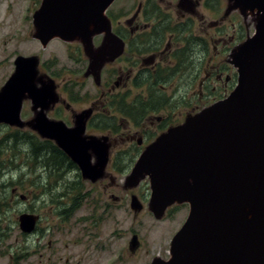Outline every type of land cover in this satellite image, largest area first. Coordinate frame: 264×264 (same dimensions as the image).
<instances>
[{
    "label": "flooded vegetation",
    "instance_id": "af4514ba",
    "mask_svg": "<svg viewBox=\"0 0 264 264\" xmlns=\"http://www.w3.org/2000/svg\"><path fill=\"white\" fill-rule=\"evenodd\" d=\"M42 4L43 0H35L33 9L25 7V11L33 10L31 14L24 13L23 21H31L28 35L23 37L21 29L17 28L12 35L13 48L10 51L2 48L0 63L5 62V54L9 51V55L14 56L13 73L17 69V61L24 59V66L33 70L34 74L33 78L24 79L21 72L17 82L20 95L24 93L18 122L20 127L0 121V128L35 133L30 154L34 167L40 168L34 170L35 178L40 180L47 174L48 181L46 184L36 181L34 184L43 186V191L48 190L51 201L58 197L63 206L72 204L64 207L59 214L63 216L65 210L77 211L81 201L96 189L94 185L98 181L100 185L101 179L108 173L102 172L100 178L94 181L87 178L80 165L55 139L40 133L41 123L62 122L68 129L80 128L81 143L78 146L84 147L92 165L102 158L100 153L103 150L107 154V165L112 162L114 167H118L121 155L126 153L133 158L132 162L134 159L136 162L148 146L167 131L182 126L193 113L179 110L178 106L183 105L187 98V94L184 95L180 89L183 77L191 79L199 74L198 53L202 54L207 65L204 75L197 80L201 94L208 95L203 88L212 93L218 86H223L226 91L215 97L221 100L230 94V87L238 81V70L232 66L228 56L233 45H240L243 41L236 33L225 37L228 35L225 32L214 45L215 53H210L214 38L209 35L198 37L194 33V15L198 6L202 4L206 9L213 8L215 11L216 0H132L129 8L123 0H115L106 11L111 33L117 37L114 42L112 38L111 44L108 33L95 27L99 19L94 26L83 30L80 37L55 35L44 41L35 29V16ZM173 10L177 13L181 11L179 19H174ZM123 19L126 21L123 22ZM229 20L228 23L235 25V16ZM226 25L217 26L218 32L224 31ZM119 40L122 42L120 45ZM55 41L66 49L61 60L51 49ZM222 53L226 54L225 58L221 57ZM92 63L96 65V70ZM32 86L40 94L32 95L26 91ZM14 138L17 143L22 137L15 132ZM5 141L0 140V145ZM19 159L23 160L22 157ZM12 162L10 160L7 165L6 160L0 161V200L9 195L6 201L0 202V206L17 194L23 200L29 199L28 195L21 193V189L25 188L22 177L25 173L20 172L23 162L15 161V166ZM29 166L31 170L34 168ZM110 180V187L119 186V178L112 175ZM35 185H32L31 191ZM109 206L108 202L99 207L94 205V211L102 207L108 212ZM31 214L38 216L31 232L34 233L42 216L35 212L34 207ZM101 214L94 213L82 219L96 225L104 219ZM134 235L137 234H132L131 239ZM138 241L139 245L132 249V253L140 246L139 237Z\"/></svg>",
    "mask_w": 264,
    "mask_h": 264
},
{
    "label": "water",
    "instance_id": "95a60500",
    "mask_svg": "<svg viewBox=\"0 0 264 264\" xmlns=\"http://www.w3.org/2000/svg\"><path fill=\"white\" fill-rule=\"evenodd\" d=\"M113 1L43 0L35 16L38 36L44 41L55 35L80 37L98 19L95 27L104 30L109 26L105 11ZM230 2L232 8L257 19L254 36L232 53L239 73L236 88L148 146L129 178L150 176V204L156 215L170 204H189V215L172 238L171 257L156 258L152 264H264V0ZM107 33L111 44L117 37ZM27 69L24 59L18 60L15 73L3 86L0 121L19 122L22 94L17 82L21 72L24 79L33 78V70ZM26 91L40 94L33 86ZM41 125L40 133L55 139L87 178H100L107 154L103 150L102 158L92 165L84 147L78 146L80 128L68 129L62 122ZM131 208L135 212L143 208L136 195ZM37 219L22 213L21 231L31 233ZM138 245L134 235L130 247Z\"/></svg>",
    "mask_w": 264,
    "mask_h": 264
},
{
    "label": "rangeland",
    "instance_id": "374dc122",
    "mask_svg": "<svg viewBox=\"0 0 264 264\" xmlns=\"http://www.w3.org/2000/svg\"><path fill=\"white\" fill-rule=\"evenodd\" d=\"M34 2L35 0H0V59L3 57L2 48L9 51L13 48L12 35L17 28L21 29L20 35L23 37L28 35L27 30L31 26V21L29 19L23 21V19L25 20L24 13H26L25 15L31 14L33 10L25 11V7L29 6L33 9ZM118 2H122V0H118ZM123 3L129 8L132 0H123ZM225 13L230 14L226 15ZM171 14L174 19H179L182 15L181 11L177 13L175 10ZM194 16L196 18L194 33L198 37L209 35L214 38V43H211L210 46V53H215L214 45H217V40L225 32L228 33L225 37L233 36L236 33L243 41L241 44L256 33V16L250 12L245 13L238 8H232L230 0H216L215 11L213 8L206 9L200 4L197 14ZM234 16L236 23L232 25L228 22ZM125 21L123 19V22ZM212 21L216 23L210 24ZM224 23L227 24V28L218 32L217 26ZM38 28L36 24V34ZM107 30L108 32L112 31L110 25L104 29V32ZM240 45L238 43L233 45L228 56L234 68L236 66L232 62V53ZM51 49L57 53L60 60L66 53V49L58 41L53 42ZM9 51L5 54V62L0 63V88L14 71L12 66L14 56L9 55ZM225 55L222 53L221 57L225 58ZM198 56L199 74L191 79L184 76L183 84L180 87L184 95L187 94V98L183 105L178 106V109L184 112H193L189 118L198 115L219 101L215 97L220 96L227 89L218 86L215 92L210 93L209 89L203 88L204 93L208 95L201 94L202 90L197 80L204 75L207 65H205L206 61L200 52ZM237 84L238 81L230 87L231 92L234 91ZM23 94L22 92V97ZM12 126L20 127L19 124ZM15 132L22 137L17 143L14 138ZM34 135L35 133L32 132L8 131L0 128V140H6L5 144L0 145V161L6 160L8 165L12 160L13 166L16 164L15 161L23 162L20 172L25 173L22 176L25 188L21 189V193L29 196V199L23 200L17 194L15 198L9 199V202L0 206L2 208L0 215V264H152L156 258L167 260L171 257V241L189 215L188 203L170 204L162 215H156L150 204L152 193L150 176L146 174L136 181L129 179L133 174L136 162L135 159L132 162L133 158L131 159L126 153L121 155L118 167H114L112 162L103 167V174L108 173V175L101 179L100 185L99 181L94 185L96 189L81 201V207L77 211L72 213L70 210L63 216L59 215L65 209L64 207H69L72 204L63 206L59 203L60 200L56 195L54 196L57 199L53 198L51 201L49 191H43V186L34 184L36 181L46 184L48 181L47 174H44L40 180L35 178L34 170H40V168L34 167L35 164H32L33 161H31V145L35 141ZM19 157H22L23 160ZM138 159L139 157L136 161ZM29 162L30 164H28ZM29 165L34 168L31 170ZM112 175L119 178V186L110 187ZM107 183L108 185H106ZM32 185L35 186L31 191ZM86 185L89 188V184ZM132 195H136L142 202L143 209L141 211L135 212L131 209ZM8 197L9 195H6L1 198L0 202L6 201ZM115 197L118 199L115 200ZM105 202L110 203L106 210H109L108 212H105L102 207L94 211V205L99 207ZM33 207L35 212L42 216L39 228L31 234L23 233L19 227V216L25 212L33 213ZM94 213H102L103 221L100 220L94 225L93 222L82 219V217ZM131 233L137 234L140 239V246L134 253L131 252L132 248L129 245Z\"/></svg>",
    "mask_w": 264,
    "mask_h": 264
},
{
    "label": "trees",
    "instance_id": "16d2710c",
    "mask_svg": "<svg viewBox=\"0 0 264 264\" xmlns=\"http://www.w3.org/2000/svg\"><path fill=\"white\" fill-rule=\"evenodd\" d=\"M69 210H65V212L67 213Z\"/></svg>",
    "mask_w": 264,
    "mask_h": 264
}]
</instances>
